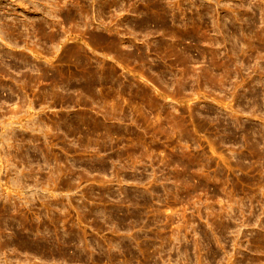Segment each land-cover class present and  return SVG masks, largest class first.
Here are the masks:
<instances>
[{"label":"rangeland","instance_id":"rangeland-1","mask_svg":"<svg viewBox=\"0 0 264 264\" xmlns=\"http://www.w3.org/2000/svg\"><path fill=\"white\" fill-rule=\"evenodd\" d=\"M0 26V264H264V0H0Z\"/></svg>","mask_w":264,"mask_h":264},{"label":"bare ground","instance_id":"bare-ground-1","mask_svg":"<svg viewBox=\"0 0 264 264\" xmlns=\"http://www.w3.org/2000/svg\"><path fill=\"white\" fill-rule=\"evenodd\" d=\"M10 26V25H9ZM2 31H3V28L0 26V35L2 36V38H1V36H0V38H1V40L3 41L4 39H3V37H4V35H3V33H2ZM54 39H56V42H58V41H61L60 40V37H59V35H56V37L54 38ZM56 49V48H55ZM59 49H61L60 47H58L57 48V50H58V52H60L59 51ZM58 54V56H60V54L59 53H57ZM58 58H60V57H58ZM59 60V59H58ZM61 60V59H60ZM62 61V60H61ZM16 62V61H15ZM49 62V61H48ZM48 62H46V63H48ZM55 62V61H54ZM60 62V61H59ZM59 62H57V63H59ZM57 63H55V64H57ZM13 64H15L14 63V60H13ZM44 64V63H43ZM51 63H49V65H50ZM12 65V64H11ZM52 65V64H51ZM53 65H54V63H53Z\"/></svg>","mask_w":264,"mask_h":264}]
</instances>
